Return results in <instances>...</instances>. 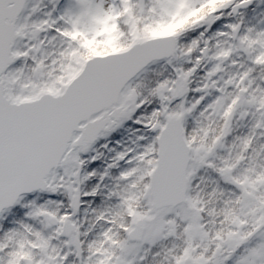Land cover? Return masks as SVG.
I'll use <instances>...</instances> for the list:
<instances>
[{
  "label": "snow or ice",
  "instance_id": "6c2138e0",
  "mask_svg": "<svg viewBox=\"0 0 264 264\" xmlns=\"http://www.w3.org/2000/svg\"><path fill=\"white\" fill-rule=\"evenodd\" d=\"M0 264H264V0H0Z\"/></svg>",
  "mask_w": 264,
  "mask_h": 264
}]
</instances>
